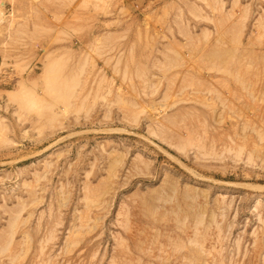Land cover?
<instances>
[{"label": "rangeland", "instance_id": "1", "mask_svg": "<svg viewBox=\"0 0 264 264\" xmlns=\"http://www.w3.org/2000/svg\"><path fill=\"white\" fill-rule=\"evenodd\" d=\"M0 10V264H264V0Z\"/></svg>", "mask_w": 264, "mask_h": 264}, {"label": "bare ground", "instance_id": "2", "mask_svg": "<svg viewBox=\"0 0 264 264\" xmlns=\"http://www.w3.org/2000/svg\"><path fill=\"white\" fill-rule=\"evenodd\" d=\"M4 13L2 12V10H0V25L2 24V21H3V19H2V15H3ZM6 17V16H5ZM9 22H11V21H9ZM228 150V149H227ZM210 152V151H209ZM220 156V155H219ZM215 158V157H214ZM219 159V158H218ZM221 200V199H220ZM222 203V202H221ZM19 226V225H18ZM210 227V226H209ZM255 235V234H254ZM218 239V238H217ZM194 243V242H193ZM10 244V243H9ZM226 245V244H225ZM212 249V248H211ZM210 255V254H209ZM145 260V259H144ZM204 264V263H203Z\"/></svg>", "mask_w": 264, "mask_h": 264}, {"label": "built area", "instance_id": "3", "mask_svg": "<svg viewBox=\"0 0 264 264\" xmlns=\"http://www.w3.org/2000/svg\"><path fill=\"white\" fill-rule=\"evenodd\" d=\"M0 75H2V74H0ZM0 78H1V76H0ZM1 86H2V84L0 83V93L3 92L1 89ZM0 101H1V97H0Z\"/></svg>", "mask_w": 264, "mask_h": 264}]
</instances>
